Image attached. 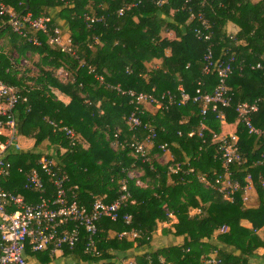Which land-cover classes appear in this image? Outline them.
I'll return each instance as SVG.
<instances>
[{"label": "trees", "instance_id": "1", "mask_svg": "<svg viewBox=\"0 0 264 264\" xmlns=\"http://www.w3.org/2000/svg\"><path fill=\"white\" fill-rule=\"evenodd\" d=\"M130 1L0 0L19 15L38 17L46 13L52 18V28L59 27L69 35L76 53H62L49 45L45 36L30 32L42 42L40 47L34 46L13 32L8 17L0 18V39L2 33L11 32L7 34L10 46H0V80L18 88L27 99L15 109L17 131L19 136L35 140L34 151H9L12 172L0 186L30 203L38 202V195L24 188L25 173L39 171L52 193L51 180L39 166L42 158L51 159L67 174V188L76 194L78 203L90 210L96 199L106 203L116 200L126 181L131 202L121 217L131 215V224L122 218L116 223L103 219L93 254L86 253L88 236L82 232L77 246L64 249V253L75 255L83 264H119L132 251L143 252L136 257V264H205L209 258L221 264H264V255H257L264 249V187L260 186L264 182V140L238 124L236 113L240 104L264 99V0H141L137 8L119 17L118 10ZM200 12L213 32L215 60L225 51L237 60L228 81L231 106L219 107L217 112L209 110L203 137L198 135L202 104L195 103L194 98L198 90L210 93L218 79L214 73H203L208 44L196 39L200 23L191 17ZM85 14L104 16L105 21L88 27ZM229 23L239 28L233 40L228 34ZM14 51L38 56L37 73L20 69L12 58ZM154 62L160 66L149 69ZM257 64L262 70H251ZM239 66L244 67L242 72ZM60 69L66 74L62 80L57 77ZM97 77H102L103 83ZM180 87L190 100L166 109L168 95L181 98ZM116 88L152 94L163 104L156 112L145 108L141 117L143 124L157 131L154 146H147V162L130 145L136 141L146 144L148 133L129 127L127 119L135 106ZM221 112L225 124L218 119ZM51 122L72 130L75 138L55 131ZM253 126L264 130V103L253 116ZM215 134L237 136L245 164L232 167L234 178L244 187L247 175H251L256 205L250 200L243 202V191L230 203L200 183L198 176L213 180L214 175L225 172ZM165 144L174 158L162 164L159 160L165 153L160 147ZM178 164L181 168L176 174ZM135 170L142 187L128 177ZM243 221L252 228L242 226ZM161 224L169 225L165 235L181 238L182 243L146 252ZM132 230L141 236L135 240L119 238ZM49 255V250L27 252L28 257L44 262L50 261ZM257 259L259 263L252 262Z\"/></svg>", "mask_w": 264, "mask_h": 264}, {"label": "built area", "instance_id": "2", "mask_svg": "<svg viewBox=\"0 0 264 264\" xmlns=\"http://www.w3.org/2000/svg\"><path fill=\"white\" fill-rule=\"evenodd\" d=\"M210 1V0H204ZM204 2V3H205ZM203 4V7L205 4ZM141 4V0H131L124 2L118 10V16L122 17L130 10L137 8ZM8 17L9 24L13 32L32 43L34 46L40 47L42 42L37 37H31L30 32L39 33L47 38V43L57 47L62 53L75 56L73 43L69 35H65L59 27L52 28V18L46 13L34 17L32 14H17L13 8L6 6L0 2V18ZM192 18L197 17L200 27L195 30V37L198 41L208 44L207 51L204 55L205 75L216 74L218 83L210 93H202L197 91L194 98L195 103L202 104L203 121L200 126L199 137H203L206 129L205 117L210 109L217 112L219 107L229 108L231 106V97L229 94L228 81L236 70L237 60L234 56L229 55V51H225L223 56L218 60L214 57V46L212 43L213 32L209 21L205 14L200 12L198 15L191 14ZM84 21L88 27L100 24L105 21L104 16L96 14H85ZM230 39H234V34H229ZM251 70H262V66L257 64L251 66ZM243 66H239L242 72ZM93 72L90 69V73ZM57 74L61 78H65L66 74L60 69ZM97 80L103 83L102 77ZM117 91L122 95L131 98V104L135 106L134 111L129 116L128 125L132 130L143 129L148 133L146 144L135 142L130 148L143 160L147 162V146L153 147L157 137L155 127L149 124H143L141 117L147 106L162 108V102L152 94L136 93L134 91L124 92L119 88ZM181 98L177 99L168 95L167 109L174 105H185L190 97L180 87ZM27 99L20 95L18 88L9 86L0 80V131H6V140L0 143V182L2 179L8 178L12 172V164L8 161V154L18 141L17 119L15 117V109L21 102ZM264 103V99L256 100L253 103H243L236 108L237 123L243 124L250 135L261 137L264 140V130L257 129L253 126V116L259 111V106ZM221 124H225V115L221 112L218 115ZM51 126L55 131L63 132L70 139L75 138V134L67 127H59L51 122ZM194 134H190L192 137ZM116 139L118 136H115ZM214 140L219 144V155L225 166V172L221 175H214V179L210 180L206 176H198L200 183L205 187L217 191L225 201L233 203L237 193L243 191V202L249 201V193L255 189L251 175H247L246 186H242L238 180H235L232 167L242 168L245 164L238 148V138L236 135L223 136L215 134ZM118 144V141H117ZM165 154H171L170 149L165 144L160 147ZM171 154V160H173ZM264 158V155H263ZM170 160V159H169ZM41 170L46 174L53 186V192L50 193L46 187L40 172L33 170L25 173L26 183L25 189L38 195V202L30 203L25 197L19 194L7 192L0 186V264H29L27 252L42 253L47 250L50 254H55L64 249L73 250L80 241L82 232L88 236L86 247L87 254H93L96 249V237L99 233V223L103 219H109L111 222H118L121 218L130 225L132 216L125 214L121 217V211L131 202V194L129 192L128 183H122L121 191L116 200L112 203H106L102 199H96L91 207L87 209L78 203L77 196L67 188L69 178L67 174L57 167L56 162L51 159L42 158L39 162ZM181 165H176L174 173L180 171ZM20 173H24L22 169ZM194 173V170H190ZM129 179H134L136 185L142 187L143 184L139 180V174L129 172ZM264 187V182H261ZM77 189V188H75ZM172 218L173 216L169 214ZM223 233L226 229L222 230ZM141 236V233L135 230L123 232L119 238H128L135 240ZM107 264V263H106ZM119 264H136L135 261L121 260ZM205 264H221L216 258H209Z\"/></svg>", "mask_w": 264, "mask_h": 264}, {"label": "crops", "instance_id": "3", "mask_svg": "<svg viewBox=\"0 0 264 264\" xmlns=\"http://www.w3.org/2000/svg\"><path fill=\"white\" fill-rule=\"evenodd\" d=\"M1 35H2V38L0 39V44H1L0 46L4 47V48L9 47L10 46L9 40H7V36L9 34L7 35V33H2ZM13 54L16 55V57L14 59L18 61V66H20V69L25 70V68L21 66V59H24V58H26L28 56H31V55L29 53L21 54L18 51H14ZM57 77L60 80L63 79V78L59 77L58 74H57ZM59 97H61L65 102H69V99L64 97L63 95H59ZM6 135H7L6 131H0V138L1 139L6 140L7 139ZM0 143H1V140H0ZM16 146H17V149L19 151H34L35 150V140L27 138V137H23V136H18V143L16 144ZM12 151H14V150L12 149ZM159 162L162 163V164H165V162H163L161 159L159 160ZM134 172L136 174H139L136 170ZM256 196H257V193H256L255 189H253L249 193V200L254 202L255 205L257 204ZM168 226L169 225H165V227H168ZM242 226H244L246 228H249V229L252 228L251 223H249L248 221H243L242 222ZM181 243H182V239L181 238H177L176 239V238L172 237V235H166L165 236V245L164 246H160V244L163 245L164 242L163 241L161 242L160 239H157V235H155V237H154V239H153V241L151 243V249H146L145 251L146 252L153 251V250H156L158 248L169 247V246H173V245H180ZM142 253H143L142 251L129 252L128 255H127L128 259L126 258V260L130 259V261H136V257L138 255H141ZM257 255L259 257L263 256L264 255V249L258 250ZM49 257H50V261L49 262H44L43 259H41V258L37 259L35 257H29L28 261H29V264H83V262L78 257H76L75 255H71V254L66 255L64 253V251H58V252H56L53 255L50 254ZM252 262L253 263H259L260 260L259 259L252 260Z\"/></svg>", "mask_w": 264, "mask_h": 264}, {"label": "rangeland", "instance_id": "4", "mask_svg": "<svg viewBox=\"0 0 264 264\" xmlns=\"http://www.w3.org/2000/svg\"><path fill=\"white\" fill-rule=\"evenodd\" d=\"M254 1H258V0H254ZM238 32H239V28L237 26H235L234 24L229 23V25H228V34H234V35H236ZM5 33L10 34L11 32L10 33L9 32H5ZM169 37L171 39H173L174 38V35L170 34ZM9 39L10 38L8 37L7 40H9ZM15 57H16V55L15 54H12V58H15ZM38 60H39V58L37 56H28V57H26L24 59H21V66L24 67L25 69L30 70V72H32V75H34L37 72L35 70L36 69V66L35 65L37 64ZM154 65L156 67H159L160 66V63H155L154 62L153 64L148 65L149 69H151ZM147 110L152 111V112H156V110H158V109L155 108V107L147 106ZM17 143H18V141L14 144V147H13V150L15 152L19 151L17 149V146H16ZM171 154H164V157H162L161 160L163 162H165V164H167L169 161H171ZM192 213H194V212H192ZM167 228L168 227H165V224H161L158 227V230H157V233H156L157 239H160L161 242L162 241L164 242V244L163 245L160 244V246H164L165 245V236H166L165 235V230Z\"/></svg>", "mask_w": 264, "mask_h": 264}]
</instances>
